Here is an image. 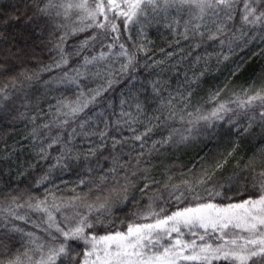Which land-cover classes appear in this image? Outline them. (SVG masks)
<instances>
[{"label": "snow or ice", "instance_id": "1", "mask_svg": "<svg viewBox=\"0 0 264 264\" xmlns=\"http://www.w3.org/2000/svg\"><path fill=\"white\" fill-rule=\"evenodd\" d=\"M240 4L243 7L239 14L241 28L238 34L232 28V22L236 20L235 12ZM25 9L22 17L9 15L0 18V36L5 35L4 26L22 21L26 27L41 32L47 30L48 43L52 45L51 51L55 55L52 62L42 68L34 72L21 71L18 75L10 74V66L0 64V76L6 81L0 82V111L14 109V96L24 88V82H28V87L38 81L46 86L71 89L72 98L65 97L58 101L60 106L56 109V126H75L71 127L67 140L58 133L49 146L63 142V150L53 168H65L69 166L67 161H81L83 158L88 176L81 177L77 184L88 190L77 193L67 201L55 196L51 201L47 197H29L21 203L17 197H13L7 209H0V213H3L0 221L9 231L28 237V241L22 252L0 255V264H213L219 261L225 264H264V151L261 152L259 168L253 166L254 159L244 166V169L251 168L253 173L250 178H242L245 185H251L252 194L242 200L233 201L223 191L226 186L239 182L237 174L221 182L213 180L215 170L206 169L194 183L185 181L183 188L164 184L166 189L171 187L166 203L175 201L173 210L157 204L156 201L164 197L153 193L149 196V203L134 217L127 222H114V207L128 198L131 180L126 164L132 161L121 160L128 138L110 135L113 131L122 132L126 124L127 130L134 133L130 139L143 148L147 143L145 138L162 123L169 124L178 118L181 124L187 125L181 131L169 124L167 135L151 142L152 146L148 149L151 154L159 151L157 145L164 147L175 142L177 134L180 142H183L201 124L207 127L217 121L235 124L241 114L248 117L245 132L256 123L264 130V86L254 91L245 90L243 97L238 96L230 102H217L220 94L214 93L209 98V102L213 103L211 109L197 107L195 111H185L190 92L183 97L185 104L179 110L174 107L175 98L170 94L167 98H161L154 114L147 117L148 122L142 132H138L133 124L144 123L139 117L146 112L145 106L133 96L136 108V115H133L124 107L129 101L121 98L118 114L113 112L116 115L114 120L109 121L106 117L102 130L91 127L95 116H104L108 109H113L111 99L105 94L139 70L142 62L138 53L147 55L148 50L143 45L130 51L121 40V36L129 33L132 27L167 20L174 11L176 16L186 17L183 21L184 39L199 38L201 42L227 47L231 52L233 43L246 34L247 27H264V0H28ZM179 23L180 19L173 18L166 27L174 30V25ZM85 32L89 34L71 51H67L65 45L68 40ZM199 46V42L194 45ZM117 48L115 58H122L119 59V67H115L116 59L113 58V50ZM85 50L92 54L82 55ZM224 59H227V55H224ZM72 60L76 63L69 67ZM61 69L63 71H59ZM44 73L56 74L41 81ZM149 83L152 92L159 95V82ZM101 105L104 107L99 112L94 111ZM31 119L35 122L36 117ZM39 127L49 129L45 136L51 135L49 124ZM78 129L81 131L78 132ZM33 132L39 134L37 129ZM77 135L98 137L100 143L90 147L86 153L74 155L70 145ZM108 141H111L110 151L102 159L110 161V166L106 172L96 171L93 175L94 169L88 164L93 157L104 152ZM139 155L143 156L144 153ZM135 163L139 164L140 160L137 158ZM222 167V163L216 165V169ZM96 168H100L99 159ZM121 170L125 173L122 178ZM132 175H136L135 168ZM145 179L146 183L140 191L148 195L152 191V181ZM47 180L46 175L38 184ZM201 187L205 195L197 190ZM244 191H247L246 187L243 191L238 190V194L243 196ZM225 199L229 202L222 203ZM25 208L28 211L21 213L20 210ZM29 212L43 215L36 221ZM14 221L30 224L44 235H38L37 231H25ZM100 228L104 229L103 233L98 231ZM186 236L195 239H186Z\"/></svg>", "mask_w": 264, "mask_h": 264}, {"label": "trees", "instance_id": "2", "mask_svg": "<svg viewBox=\"0 0 264 264\" xmlns=\"http://www.w3.org/2000/svg\"><path fill=\"white\" fill-rule=\"evenodd\" d=\"M27 2L28 0H0V18H7L9 15L22 17ZM242 7V4L237 6L236 20L232 22V28L238 34L241 28L239 14ZM173 18L180 19L179 25H174V30L166 27V24L172 23ZM184 19L186 17H178L173 11L167 20L160 19L158 23L132 27L129 33L121 36V40L130 51L143 45L148 50L147 55L138 53L142 62L139 70L114 85L113 89L105 94L111 99L113 109H108L104 116H95L91 124L92 128L102 130L105 127L106 117L109 121L116 118L113 112L118 114L121 98L129 101L124 107L133 115H136L133 96L145 106L146 112L139 117L144 123L133 124L138 132H142L148 122L147 117L154 114L161 98H167L170 94L175 98L174 107L179 110L185 104L183 97L188 96L190 92L185 111H195L197 107L211 109L213 103L209 102V98L214 93L220 94L217 102H230L238 96L243 97L245 90L254 91L264 86V27H247L246 34L233 43V50L229 52L227 47L221 48L218 44L208 41L201 42L199 38L184 39L182 35ZM3 31L5 35L0 36V64L10 66L8 69L10 74L18 75L21 71L34 72L52 62L55 53L51 51L52 45L48 43L47 30L41 32L39 29L26 27L22 21H14L11 25L4 26ZM88 34L85 32L71 37L65 45L66 50L71 51ZM198 42L200 46L194 47ZM116 51L118 48L113 50V58ZM84 54L91 55L92 52L85 50L82 55ZM224 55H227V59H224ZM115 59V67H119V59L122 58ZM156 61H163V63L157 64ZM75 63L76 61L72 60L69 67ZM55 74L44 73L40 79L46 80ZM150 81L159 82V95L152 92ZM0 82H6L3 76H0ZM24 83V88L14 96L16 100L14 109L7 112L0 111V209H7L12 204L13 197H17L21 203L29 197L40 199L47 197L51 201L55 196L67 201L77 193L88 190L77 184L81 177L88 176L84 170L83 158L81 161H67L68 167L53 168L56 158L63 150V142L49 146L58 133L67 140L71 127L75 126V124L56 126L58 119L56 109L60 106L58 101L65 97L72 98V90L63 86H46L38 81L33 82L31 87H28V82ZM230 106L235 107V105ZM101 107L104 105L96 107L94 111L99 112ZM21 113L24 115L21 116ZM33 116L36 117L35 122L31 119ZM45 123L50 125L51 135L49 136H45L49 129L39 127ZM169 124L181 131L187 127L181 124L178 118ZM169 124L162 123L160 127L154 128L149 137L145 138L147 143L143 148L139 147L138 142L130 139L134 133L127 130L126 124L122 132L110 133L121 139L128 138V144L124 146L125 155L121 157V160L122 162L132 161L131 164H126L127 175L131 180L127 192L128 198L114 207V222H127L134 217L149 203V196L153 193L158 196L162 194L164 197L156 201L157 204L169 211L173 210L172 204L175 201L166 203L171 187L166 189L164 184L180 185L183 188L185 181L194 183L206 169L215 170L213 180L221 182L234 174L238 175L239 182H234L223 190L225 195L231 197L233 201L242 200L245 196L252 194L251 185H245L242 178L244 176L250 178L253 175L251 168L244 169L250 160L254 159L253 166L257 168L262 163L260 156L264 151V130L258 123L245 132L248 117L241 114L235 124L225 121H217L211 127L201 124L193 129L186 141L180 142L179 134H177L174 137L175 142H170L164 147L157 145L159 151L149 154L151 142L163 139L167 135ZM34 129H37L38 135L33 132ZM80 131L78 129V132ZM98 143H100L98 137L85 138L83 135H77L70 146L75 155L86 153L90 147H95ZM110 145L111 141H108L104 152L93 157L89 162L88 166L94 169L93 175L96 171L106 172L107 167L110 166V161L102 159V156L110 151ZM141 152L144 153L143 156L139 155ZM137 158L140 160L139 164L135 163ZM98 159L99 169L96 168ZM218 163H222L223 167L216 169ZM133 168L136 169L135 176L132 175ZM50 169H52L51 173H49ZM124 174V170H121L120 177L122 178ZM46 175L48 180L38 184V181ZM145 178L147 181H152L150 185L152 191L148 195L140 191L146 183ZM121 182L123 183V179ZM245 187L247 191H244L243 196L239 195L238 190L243 191ZM73 188L76 189L75 192L72 191ZM197 190L205 195L203 187ZM188 202L185 201V203ZM221 202L229 201L225 199ZM20 211L23 213L28 209ZM29 214L36 221L43 215L34 212ZM2 215L3 213H0V216ZM13 223L24 228L25 231H37L38 235H44L30 224L19 221ZM98 231L103 233L104 229L100 228ZM185 238L195 239L190 236ZM27 241L28 237L9 231L4 226V222L0 221V255L7 252H11L12 255L22 252ZM213 264H225V262L219 261Z\"/></svg>", "mask_w": 264, "mask_h": 264}]
</instances>
